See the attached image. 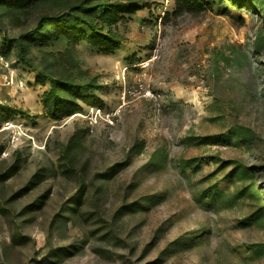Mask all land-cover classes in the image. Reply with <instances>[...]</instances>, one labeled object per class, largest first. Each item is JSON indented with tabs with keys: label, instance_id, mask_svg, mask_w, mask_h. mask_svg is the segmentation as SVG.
<instances>
[{
	"label": "rangeland",
	"instance_id": "rangeland-1",
	"mask_svg": "<svg viewBox=\"0 0 264 264\" xmlns=\"http://www.w3.org/2000/svg\"><path fill=\"white\" fill-rule=\"evenodd\" d=\"M2 1L0 264H264V0Z\"/></svg>",
	"mask_w": 264,
	"mask_h": 264
},
{
	"label": "trees",
	"instance_id": "trees-1",
	"mask_svg": "<svg viewBox=\"0 0 264 264\" xmlns=\"http://www.w3.org/2000/svg\"><path fill=\"white\" fill-rule=\"evenodd\" d=\"M34 0H8L2 1V4L6 5L8 10H15L18 8L25 9L31 6ZM184 4V9L194 10L196 12H200L204 6L200 0H182ZM133 8H129V11H133ZM118 7L109 3L108 0H78L73 7H71V11L67 14V17H71L75 20H78L81 24L89 26L91 31L95 34V37L88 39V42H91L94 46H106L108 49H113L119 46L120 42L113 34L104 35L103 31L98 30L93 26V21L95 19H99L102 22H106L111 25L113 22L117 20L116 13L118 12ZM99 14V15H98ZM66 18V17H64ZM61 19H53L49 17L48 20L50 25L55 31L60 30L63 27V20ZM43 39H41L44 44L47 40H50L52 36L46 31H41ZM53 84V85H52ZM52 89L50 92L44 94L46 98L44 101V107L48 112H52V110L57 109L59 111L64 112L65 114H72L76 110H79V107L76 105L74 100H67L64 105H62L60 101V95L58 93L56 83L52 81L51 83ZM75 86L73 85H63V92L71 93ZM89 91L92 90V87H87ZM79 96V93L76 94Z\"/></svg>",
	"mask_w": 264,
	"mask_h": 264
}]
</instances>
